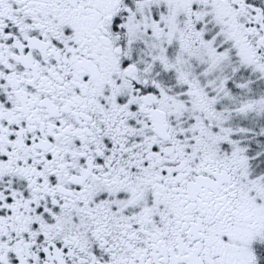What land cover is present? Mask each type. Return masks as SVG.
I'll list each match as a JSON object with an SVG mask.
<instances>
[{"label":"snow or ice","instance_id":"6c2138e0","mask_svg":"<svg viewBox=\"0 0 264 264\" xmlns=\"http://www.w3.org/2000/svg\"><path fill=\"white\" fill-rule=\"evenodd\" d=\"M0 264H264V0H0Z\"/></svg>","mask_w":264,"mask_h":264}]
</instances>
